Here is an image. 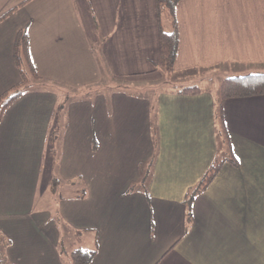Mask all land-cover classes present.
<instances>
[{
  "label": "crops",
  "instance_id": "crops-1",
  "mask_svg": "<svg viewBox=\"0 0 264 264\" xmlns=\"http://www.w3.org/2000/svg\"><path fill=\"white\" fill-rule=\"evenodd\" d=\"M37 1L13 10L0 4V93L20 81L13 60L19 29L41 81L55 77L46 69L59 75L62 41L73 56L85 44L96 49L98 73L163 78L154 0H76L72 23L55 0H44L46 12L32 10ZM176 14L171 76L264 71V0H180ZM49 87L30 84L0 120V233L11 241L4 252L10 264H70L75 248L96 250L89 264H264V94L224 100L220 129L218 102L206 90H118L74 98L64 108ZM217 129L238 165L221 166L188 222L184 196L218 151ZM57 139L64 195L51 209L50 191L44 188L40 202L37 192ZM153 153L148 193L127 191Z\"/></svg>",
  "mask_w": 264,
  "mask_h": 264
},
{
  "label": "trees",
  "instance_id": "trees-1",
  "mask_svg": "<svg viewBox=\"0 0 264 264\" xmlns=\"http://www.w3.org/2000/svg\"><path fill=\"white\" fill-rule=\"evenodd\" d=\"M156 15L158 21V41L160 46L161 64L159 69L165 78L174 73V63L179 44L178 21H177V5L180 0H154ZM168 21L170 30L166 31L163 27V21ZM13 60L20 74V81L12 85L0 93V120L5 110L16 101L30 86L32 79H38L32 60L28 50V36L25 30L19 29L15 35L13 43ZM31 79V80H30ZM205 91L197 84L182 87L175 90L177 93L195 95ZM264 94V71L249 72L241 75L227 76L222 78L218 84L217 90V107L215 112V120L218 128H222V105L224 100L230 97H246ZM153 128L154 146L157 137ZM218 130V129H217ZM218 140V151L215 154L209 167L202 175L197 184L189 188L184 196V204L186 207V220L192 219V205L196 196L202 193L217 175L221 166L225 162H229L234 166L238 165L237 160L230 151L229 143L223 134L216 131ZM225 147L228 150H224ZM154 153L147 162L139 164V178L133 183L127 191L140 190L145 194L148 193L147 183L151 178V169L154 160ZM1 234V233H0ZM2 235H0L1 237ZM3 237V236H2ZM4 238V237H3ZM2 239V238H1ZM5 239V238H4ZM2 239L5 244L8 239ZM62 247V246H60ZM96 254V250H86L75 248L70 251V264H89ZM0 264H10L4 253L0 254Z\"/></svg>",
  "mask_w": 264,
  "mask_h": 264
},
{
  "label": "rangeland",
  "instance_id": "rangeland-1",
  "mask_svg": "<svg viewBox=\"0 0 264 264\" xmlns=\"http://www.w3.org/2000/svg\"><path fill=\"white\" fill-rule=\"evenodd\" d=\"M22 0H2L0 1V4L2 3L5 8H12V10L17 6L16 4ZM36 1V0H35ZM27 2V1H25ZM44 0H38L35 2L36 4L34 5L35 7L32 10H37V8L42 9V11H45L48 9V7H45L44 5ZM55 4H58V7H62L64 9V18L67 23H72L71 17V10L73 8V4L76 7V0H55ZM54 7H57L55 6ZM14 7V8H13ZM13 12V11H12ZM46 12V11H45ZM163 27L166 31L170 30V25L168 21L164 20L163 21ZM66 45L63 46V41L62 43L59 44V48H62L64 50V65L61 63L62 67L59 69V75L50 72L46 69L45 74L47 77L50 76H55L51 77L50 80H40V76L38 79H30V84L36 83L37 85H41L42 83L47 84L50 86L55 92H58V98H59V103L58 105H61V102L64 103V108L66 103L69 100H72L74 98L82 99L88 98V97H93L96 94H103L105 93L106 95L111 94L113 91H118V90H132V89H137L140 91H146L149 93H152L153 90H159V88L162 87H180V86H189L193 84H198L201 86L203 89L208 91L209 93L213 94L214 97L216 98L217 95V90H218V84L219 81L227 76H234V75H241V68L235 67L234 70L230 69H219V70H202V71H192L188 72L185 74H175L173 76H169L167 78L161 77H143V78H129L128 80L124 79H115L112 78L110 73L106 72V70L100 69V72L98 73V68H97V60L98 58L93 54V51L95 52L96 49L90 50L87 44L84 45L83 51L79 47L78 49V55H72L70 54L66 49ZM28 50H30L29 47V41H28ZM83 52V55H82ZM30 55V51H29ZM31 57V56H30ZM56 62L58 61L57 59H54ZM79 60V61H77ZM99 61V60H98ZM262 70V69H259ZM259 70H254V71H259ZM254 71H249V72H254ZM236 72V73H235ZM260 72V71H259ZM37 73V72H36ZM102 74V75H101ZM207 78L201 79V76H206ZM58 77V78H57ZM140 81L137 83H133L130 81ZM164 82V83H163ZM168 82V83H167ZM49 87V88H50ZM109 97V96H108ZM107 97V98H108ZM64 99V100H63ZM56 105L57 107H59ZM56 117V120L59 121L62 118V113L60 110L56 109V113L54 114V118ZM61 138V131L58 135V139ZM53 140L56 142V144H51L54 148V151L51 153L48 151L47 158L45 161V169L42 172L41 179L39 182V187H38V192H37V201L40 202L41 200V194L44 193V188L50 191V193L45 194L46 200H48V203L51 205V209L55 208V202L58 201L60 198L59 196L64 195V184L61 182V177L58 174L57 168H56V162H57V157L60 156L62 146L60 144V140ZM50 155H53V160H49ZM53 179V192L51 189L48 188L49 186V181ZM45 190V191H47ZM43 197V201H44ZM2 235V234H0ZM5 239H7L4 235H2ZM0 237V254L5 252V248L10 245V240L9 244L8 242L5 244V241L3 237ZM63 237V236H62ZM2 238V239H1ZM64 238V237H63ZM4 239V240H5ZM64 242V239H63ZM62 247H64V244H62Z\"/></svg>",
  "mask_w": 264,
  "mask_h": 264
}]
</instances>
